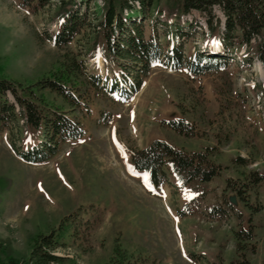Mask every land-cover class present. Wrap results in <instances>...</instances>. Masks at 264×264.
Instances as JSON below:
<instances>
[{"label":"rangeland","instance_id":"1","mask_svg":"<svg viewBox=\"0 0 264 264\" xmlns=\"http://www.w3.org/2000/svg\"><path fill=\"white\" fill-rule=\"evenodd\" d=\"M93 10L91 4L92 25L67 45L55 46L48 38L55 26L52 8L33 15L19 0H0L5 74L28 85L77 63L67 87L79 102L84 130L79 139L62 143L54 158L37 164L18 155L30 135L21 122L0 135V243L6 245L0 247V264L7 255L25 261L33 238L53 230L65 244L54 251L63 258L61 264H107L115 239L140 264H262L264 209L250 215L234 193L225 191L227 180L240 185L249 171L264 172L261 65L253 61L247 67L233 57L220 70L192 75L155 64L141 89L126 98L128 85L101 58L103 42L92 27ZM182 19L191 23L184 36L156 25L163 45L180 46L188 57L197 51L208 54L218 44L202 35L207 32L203 15L192 11ZM42 94L71 110L56 94ZM171 120L184 121L190 135L170 129ZM154 139L186 152L206 150L220 166L219 174L188 185L169 176L167 184L154 189L130 164V152ZM236 157L249 159L248 165L235 164ZM249 197L264 208V182ZM249 218L255 251L237 255L234 232L246 230Z\"/></svg>","mask_w":264,"mask_h":264},{"label":"trees","instance_id":"2","mask_svg":"<svg viewBox=\"0 0 264 264\" xmlns=\"http://www.w3.org/2000/svg\"><path fill=\"white\" fill-rule=\"evenodd\" d=\"M160 1L19 0V5L33 15L52 8L55 26L48 38L55 46H63L92 25L88 19V10L93 4L95 24L92 27L98 28L103 42L101 58L110 65L114 76L128 85L129 90L123 93L126 98L141 89L143 79L155 64L164 63L175 70L184 69L188 74L202 75L220 70L231 58L240 57L247 67L253 61H258L264 69V0H167L162 6L159 5ZM216 9L222 18L215 14ZM192 11L204 16L207 32H202V35L206 39L217 40V52L204 54L197 51L186 57L180 46L169 49L167 43L163 45L160 42L156 25L165 33L170 29L184 36L187 32L183 29L191 27V23L184 21L182 16ZM146 25H150L148 34ZM77 69V63L72 61L49 77L24 85L5 74L0 58V135L5 131L12 132L14 126L19 127V122L29 130L30 135L23 150L18 151L23 161L36 164L47 162L57 155L62 143L82 137L84 130L79 114L81 110L76 108L79 102L74 98L71 88L67 87ZM45 90L61 97L71 106V110L65 111L50 103L42 94ZM167 124L178 134L190 135L187 124L182 120H171ZM233 162L246 166L249 159L236 157ZM130 164L135 172L145 174L150 186L157 190L168 183L169 176L176 177L184 185L194 181L206 183L214 179L220 170V166L211 161L206 150L186 152L159 139L152 140L143 148L132 150ZM263 182L264 172L249 171L240 185L227 180L225 191L234 193L252 215L264 208L252 204L249 193ZM59 235L57 230L37 234L25 261L7 255L5 264H61L63 258L53 254L65 245L60 242ZM234 237L237 255L243 256L247 251L254 253L255 246L251 242L255 234L250 218L248 228L234 232ZM0 247H4L1 249L4 250L6 245L0 243ZM107 264L140 263L132 260V256L122 250L115 239L113 253Z\"/></svg>","mask_w":264,"mask_h":264},{"label":"built area","instance_id":"3","mask_svg":"<svg viewBox=\"0 0 264 264\" xmlns=\"http://www.w3.org/2000/svg\"><path fill=\"white\" fill-rule=\"evenodd\" d=\"M98 3H99V4H101V2H100V1H98Z\"/></svg>","mask_w":264,"mask_h":264}]
</instances>
